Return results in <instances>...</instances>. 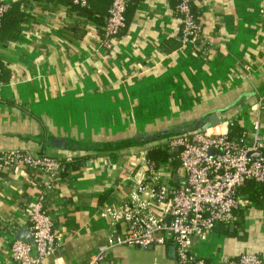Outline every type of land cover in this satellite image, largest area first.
Returning <instances> with one entry per match:
<instances>
[{
	"label": "crops",
	"instance_id": "crops-1",
	"mask_svg": "<svg viewBox=\"0 0 264 264\" xmlns=\"http://www.w3.org/2000/svg\"><path fill=\"white\" fill-rule=\"evenodd\" d=\"M0 3L9 6L0 27V151L62 163L55 178L25 165L0 170V264H17L10 245L27 237L20 231L30 232L38 201L57 241L40 264H87L100 252L98 264H175L171 244L107 248L126 227L101 212L142 179L146 151L175 136L142 144L139 135L200 118L203 127L217 112L246 133L258 120L264 140V0H192L201 29L185 43L176 0H129L110 48L102 40L111 0ZM54 138L79 146L57 147ZM192 252L211 264L264 257V202L243 199L234 221L195 240Z\"/></svg>",
	"mask_w": 264,
	"mask_h": 264
},
{
	"label": "built area",
	"instance_id": "built-area-1",
	"mask_svg": "<svg viewBox=\"0 0 264 264\" xmlns=\"http://www.w3.org/2000/svg\"><path fill=\"white\" fill-rule=\"evenodd\" d=\"M71 1L80 6L87 4V0ZM191 1L176 0L183 43L196 40L201 29L192 13ZM128 2L111 0L103 25L104 47L110 48L125 27ZM8 7L7 3H0V26ZM230 122L205 125L190 134L171 137L165 146L176 149L175 156L165 160L145 158L144 175L126 199L117 206L104 207L101 212L111 223L122 222L126 227L123 234L108 237L107 248L129 245L146 249L171 244L175 264H211L194 255L195 240L203 241L217 225L234 221L243 201L239 189L247 181L264 182V140L259 121L254 120L245 136L237 139L228 135ZM257 151L258 157L247 155ZM174 159L178 167L173 164ZM6 165L39 168L52 178L62 168L56 158L21 150L0 151V170ZM29 230L31 241L14 240L10 245L11 257L17 264H40L56 249L52 220L40 201L30 212ZM103 257L104 252L92 255L87 264H98ZM220 264H264V257L243 253L223 259Z\"/></svg>",
	"mask_w": 264,
	"mask_h": 264
},
{
	"label": "trees",
	"instance_id": "trees-1",
	"mask_svg": "<svg viewBox=\"0 0 264 264\" xmlns=\"http://www.w3.org/2000/svg\"><path fill=\"white\" fill-rule=\"evenodd\" d=\"M71 4L77 5L72 3L71 0H69ZM80 6V5H77ZM82 8H87V4L85 6H81ZM192 10V7H191ZM194 14V12L192 11ZM195 15V14H194ZM196 16V15H195ZM197 17V16H196ZM1 27V26H0ZM201 127L192 128L188 131H177L173 132L172 135H184V134H190L192 132L197 131ZM245 130H242L238 125H236L235 121H231L228 128V135L230 138L237 139L239 137L245 136ZM140 143H148L149 141H139ZM166 144H160L156 145L154 147H151L146 151V157L153 160H165L169 156H173L176 153L165 146ZM264 154V152H263ZM240 196L245 200H251L255 202H264V182L258 183L254 181H247L242 187L239 189Z\"/></svg>",
	"mask_w": 264,
	"mask_h": 264
},
{
	"label": "water",
	"instance_id": "water-1",
	"mask_svg": "<svg viewBox=\"0 0 264 264\" xmlns=\"http://www.w3.org/2000/svg\"><path fill=\"white\" fill-rule=\"evenodd\" d=\"M202 120L203 119H201V118L197 119V122L195 123L194 126L188 127L187 129H183V130H178V131H180V132L181 131H188V130H190L192 128L201 127L202 126ZM208 120L209 121H208L207 124L217 125L220 122L219 121V113H217V112L212 113L209 116ZM169 131L170 130L166 129V130H162L160 132H156V133H153V134L144 135L141 138H140V135L138 137H139L140 140H145V141L146 140H152V139L160 138L163 134H165V133H167ZM52 144L54 146H57V147H72L73 148V147H76V146L78 147L79 146L77 143H75V141H69L68 139H62V138H54ZM173 151H176V149L173 150ZM247 155L249 157H252V158L253 157H258L259 156V152L258 151L257 152H249ZM174 178L176 179V177H174ZM25 231L27 233V237L24 236V237H22V239L26 240V241H31L32 240V236H31V233L29 231H27L26 229H22L20 231V233H22V232L25 233ZM23 233H22V236H23ZM173 251H175L174 247H173Z\"/></svg>",
	"mask_w": 264,
	"mask_h": 264
},
{
	"label": "flooded vegetation",
	"instance_id": "flooded-vegetation-1",
	"mask_svg": "<svg viewBox=\"0 0 264 264\" xmlns=\"http://www.w3.org/2000/svg\"><path fill=\"white\" fill-rule=\"evenodd\" d=\"M172 133H173V130H170L169 132L163 134L162 136L164 137V136H166V135H172Z\"/></svg>",
	"mask_w": 264,
	"mask_h": 264
},
{
	"label": "rangeland",
	"instance_id": "rangeland-1",
	"mask_svg": "<svg viewBox=\"0 0 264 264\" xmlns=\"http://www.w3.org/2000/svg\"><path fill=\"white\" fill-rule=\"evenodd\" d=\"M173 156H175V155H173ZM173 162H174L173 164H174L176 167L179 166V165H178V162H177L175 159L173 160Z\"/></svg>",
	"mask_w": 264,
	"mask_h": 264
}]
</instances>
